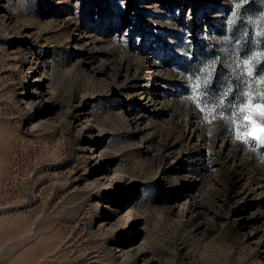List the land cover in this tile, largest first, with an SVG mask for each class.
I'll list each match as a JSON object with an SVG mask.
<instances>
[{
  "label": "rangeland",
  "instance_id": "374dc122",
  "mask_svg": "<svg viewBox=\"0 0 264 264\" xmlns=\"http://www.w3.org/2000/svg\"><path fill=\"white\" fill-rule=\"evenodd\" d=\"M262 33L264 0H0V264H264V147L215 114Z\"/></svg>",
  "mask_w": 264,
  "mask_h": 264
},
{
  "label": "snow or ice",
  "instance_id": "6c2138e0",
  "mask_svg": "<svg viewBox=\"0 0 264 264\" xmlns=\"http://www.w3.org/2000/svg\"><path fill=\"white\" fill-rule=\"evenodd\" d=\"M227 23L231 25V18ZM264 35V33H262ZM264 62V45L260 49L245 55L243 58L236 57L235 62L229 67L233 70V76L242 81L244 90L240 94V99L235 105L230 102L229 108L216 112L218 116L227 115V122L234 130V138L246 145L254 142L258 147H264V123L257 121L256 116L264 118V70L257 74L258 65ZM218 60L208 62L205 68L199 69L202 75L208 73L209 69L215 67ZM214 78V72L212 73ZM191 88V86H189ZM204 100H208L207 88L200 94ZM191 99V95L189 96ZM213 110L217 105L223 109V104L219 100L209 101Z\"/></svg>",
  "mask_w": 264,
  "mask_h": 264
}]
</instances>
